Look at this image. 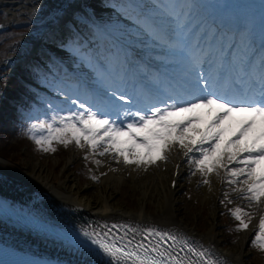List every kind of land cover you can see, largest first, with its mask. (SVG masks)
I'll return each instance as SVG.
<instances>
[{
	"label": "snow or ice",
	"instance_id": "1",
	"mask_svg": "<svg viewBox=\"0 0 264 264\" xmlns=\"http://www.w3.org/2000/svg\"><path fill=\"white\" fill-rule=\"evenodd\" d=\"M157 7L172 17V35L176 36V30L184 28L177 9L184 6ZM83 15L95 24L91 15ZM73 23L79 27L77 21ZM156 38L166 40L167 33ZM245 45L252 50L250 37ZM67 46L79 51L75 37ZM258 60V64L255 58L246 61L253 71L245 73L248 79L239 87L226 77L223 64L204 54L189 53L176 84L145 94L126 92L122 85L109 82L91 100L68 95L66 108L49 103L50 113L32 123L28 132L45 152L56 151L54 141L65 146L75 143L81 149L89 148L92 155H111L117 162L144 169L157 161L167 162L178 148L194 166L193 175L198 172L203 177V184L211 187L210 177H221L223 172L229 185H237L232 191L258 207L264 205V48ZM228 195L224 193L225 199ZM230 211L239 221L237 231L247 230L251 214L242 207ZM62 238L81 255V264H219L209 248L178 229L104 222ZM251 243L264 250V216Z\"/></svg>",
	"mask_w": 264,
	"mask_h": 264
},
{
	"label": "bare ground",
	"instance_id": "2",
	"mask_svg": "<svg viewBox=\"0 0 264 264\" xmlns=\"http://www.w3.org/2000/svg\"><path fill=\"white\" fill-rule=\"evenodd\" d=\"M27 1H33L36 6L41 4L42 1L47 2L46 0H0V5L5 6L8 9V14L11 15V11H16L17 7L27 11L29 8V5H26ZM61 1L65 2L66 7L63 4L56 5L55 10L60 11L59 20L62 21H58V25L55 24L49 27L48 38L53 36L67 43L69 39L75 37L79 43L83 41L89 44L90 48H94L95 44L92 39L95 38L100 47L106 46L107 49L109 47H107L106 42L109 44L118 42L119 49L130 44V42H139L142 47L140 49L136 48L138 53L136 51H126V53H136L137 56L134 57L136 60L139 59V55L153 64L161 66V63H159L160 58L167 55L165 51L167 43H164L167 39H157L156 37L161 36V33L163 35L167 33L168 41L174 37L171 27L172 17L168 16L165 8L157 7V5H163V3L160 4L155 0H115L119 6L116 7L115 4L108 6L104 11L103 18L95 16L90 9H81L79 18L82 19L84 25L78 28L74 27V23L69 21V18L72 17V12L69 9L73 10L78 6L80 8L81 0ZM191 3L200 7L201 10H205L206 14L210 11L214 12L220 6L223 13L230 14L236 31L232 35H228L224 30L218 36V29L212 30L213 26L209 21V15H206L201 23L203 26L202 33L197 35L195 26L187 28L186 38L180 45L183 48L182 51L177 53L176 57L171 58L170 66L173 72L166 69L167 73L172 74L173 77L181 81L180 76L183 75L189 53L201 55L199 52L200 45L206 43L203 37L212 30L213 34L209 39L210 49L203 53L205 58L217 63L220 56L227 57V54L232 52L230 59H225L224 62L221 61V64H223L222 71L230 77L238 72L242 63L245 67L243 77V81H245L248 78L245 73L251 74L247 70L249 65L246 61L249 58H255V62L258 64L256 54L252 56V53L264 48V0H194ZM214 3L217 5L214 6ZM145 5L147 7H144ZM181 5L185 6L187 4L183 2ZM47 8H42L40 11L42 12ZM183 9L184 7H180L179 12ZM83 12L91 15L95 24L87 20ZM38 14L37 12L36 15ZM140 16H144L150 27L143 23V19L137 20V17L140 18ZM226 16L227 14H225ZM243 24H248V37L252 40L251 51L247 47H241L238 50L236 45L238 39L236 33L239 26ZM151 30L157 32L156 36L150 34ZM32 38L35 40L38 36L32 35ZM61 47L62 49L55 53L54 58L56 61L62 67L66 66L69 71L86 79L89 84H92L95 91L101 92L104 87L102 85L105 82L99 78L92 79L91 69L82 64L80 57H77L75 52L64 48V44ZM230 49L232 51L228 52ZM218 50L219 52H217ZM237 50L238 57L233 54ZM107 52L109 51L107 50ZM100 62L102 66L109 70V74H112L114 82L120 84L133 72L127 67L123 68V74L126 75L123 78L117 74L116 66L109 67L105 61L100 60ZM58 75L61 76L60 73ZM139 76L141 75H137L138 78ZM131 80L137 81L135 77H132ZM125 87L127 88V86ZM142 88L144 91L148 89L153 92L158 89V86L148 82L146 87L143 86ZM135 93H139V91ZM140 151L145 150L140 149ZM75 157V153L69 156L68 165L65 164L63 167L66 173L65 181L60 182L58 186L49 179L50 168L41 160L30 161L29 168L19 173L12 172L0 165V184H2L0 185V196L7 197L11 201L26 205L29 209L36 211L40 210L39 204L34 199L28 201V198L30 196H40L50 200L51 203L69 206L81 214L95 218L99 223L102 221V223L107 222L109 225L128 223L140 225L141 227L155 226L163 229H178L209 248L214 253V259H217L220 264L248 263L246 261V255L249 254L247 242L252 232L258 228L260 217L264 216L263 206L256 207L249 204L250 209L254 211L249 228L239 233L235 243L229 246L224 245L222 233L216 230L218 213L221 210L220 200L225 191L228 190V183L224 179L223 172L221 177L214 175L210 177L211 187L203 184V177L198 172L193 175L194 166L183 155L182 150L176 148L169 155L167 162L157 161L156 164L149 165L146 169L135 165H126L122 161L117 162L111 155L100 156L101 164H96V174L94 175L98 179L91 178L85 185H82L76 181L74 173L69 170L70 163ZM3 178L11 182L12 185L8 186L6 182L2 183ZM126 181L131 182L134 186L135 191L131 195L135 194L138 198L136 206H130L120 193L121 185ZM62 187L65 188V192ZM184 190H197L196 194L200 195L202 200L211 204L207 230L200 231L197 223L194 225L187 217L188 210L179 206L178 203L182 199L180 193ZM230 194L241 196L237 192H230ZM151 203L156 205L155 210L151 209L149 205ZM194 218L199 220V214H196ZM84 226H87V228L96 227V224H84ZM0 237L20 240L25 245L32 246L38 251L50 254L62 261L81 264L82 257L73 246L41 239L13 229L2 222H0Z\"/></svg>",
	"mask_w": 264,
	"mask_h": 264
},
{
	"label": "rangeland",
	"instance_id": "3",
	"mask_svg": "<svg viewBox=\"0 0 264 264\" xmlns=\"http://www.w3.org/2000/svg\"><path fill=\"white\" fill-rule=\"evenodd\" d=\"M46 1L47 2L42 1V3L38 4L37 6L33 3V1H27L26 5H29L27 11L23 10L20 7H17L16 11H11V15L8 14V9H6L5 6L0 5V21L1 23H4L8 26V29L0 31V83L12 78L6 70L8 67L14 68V66L17 65H15V62L17 61V58L20 56V54H22V52H24L28 47V44L31 41L30 36H32V34L40 36L46 30L45 26L50 24L51 21L55 19V16H57L55 6L63 4V6L66 7L65 2L63 3L61 0ZM88 1L89 0H82L81 3L87 2L88 4ZM110 3V5H113L112 1ZM108 6L109 4H107L106 6H104L103 4L102 6L101 3H99L98 5H91L93 9L95 8L100 11L97 12V14L102 15L101 18H103L104 11ZM45 7L48 8L41 12L40 10ZM69 11L72 12V15L77 18L76 21L79 23V27H81L82 24L79 19L81 9L77 7L73 10L69 9ZM37 12L39 13L38 15H36ZM56 22L57 21L51 23V25H55ZM47 32L45 35L48 38ZM86 60H88L89 64L90 59L86 58ZM34 68L36 69L35 66ZM23 70L25 71L26 69ZM30 76L36 77L38 79H48V77L44 76L43 74H38L37 72L36 74L35 72L30 73ZM6 85L8 86L7 82ZM3 86L5 85H2V87ZM0 139L5 140V142L7 143V147L2 150L3 153L7 156L0 159V165L12 172L19 173L27 170L29 168L30 161L41 160L50 168L49 179L52 181V183L58 186L60 182L65 181L66 178V173L63 170L64 165H68L69 156L72 153H75L76 157L70 163L71 165L69 166V170L70 172L74 173L76 181L79 184L85 185L96 174L95 161L99 160L100 156L98 154L92 155L91 150L87 147L81 149L77 147L75 143L65 146L54 141L52 147H54L56 151L45 152L39 145L35 143V141L31 138V135L15 137L14 135H9V133H7L3 136V138ZM85 157H87V159H85ZM231 167L236 166L231 165ZM5 182L8 184V186L12 185L11 182L3 178L2 183ZM227 187L228 190H226L225 192H228L229 195L227 199H225V196H223L220 200V202H224L221 203V210L218 213L216 230L222 233L221 235L224 245L229 246L237 241L239 233L243 231H237L239 221L235 220V218L231 215L230 209H233L235 207H242L245 211L251 214L252 219L254 216V211L250 209L249 201L243 199L242 196H235L233 194H230V192H233L232 189L234 187H237V185L227 184ZM62 190L65 192L64 187H62ZM197 190L182 191L180 193L182 199L178 204L179 206L184 207V209L188 210L187 217L190 219V221L194 225H196L197 223L198 229L200 231H205L207 230V224L210 218L211 204L205 200H202L201 196L196 194ZM23 191L25 192L26 190ZM134 191V186L129 181H126L121 185L120 193L125 197L126 202L130 206H136V203L138 201V198L135 194L131 195V193H134ZM33 199L36 200L39 204V211H45L43 209V207H45L43 206V204L45 203V198L40 199V196H30L28 198V201H32ZM228 200H231L232 203H228ZM149 205L151 206L152 210L156 209V205L154 203H151ZM262 206V212L264 213V205ZM195 213L199 214V220H195ZM100 224H102V221L101 223L96 224V226ZM256 230L252 232L247 242V246L249 249V254L246 255V261L248 262L247 264H264V250L254 247L251 243V241L254 239Z\"/></svg>",
	"mask_w": 264,
	"mask_h": 264
},
{
	"label": "trees",
	"instance_id": "4",
	"mask_svg": "<svg viewBox=\"0 0 264 264\" xmlns=\"http://www.w3.org/2000/svg\"><path fill=\"white\" fill-rule=\"evenodd\" d=\"M7 81L11 83V89L9 90V93L6 95V97L0 93V138H3V136L7 133H9V135L19 137L28 131L30 125L32 124V122L24 121L21 118V112L16 110L15 105L11 104L8 100H6V98H8L12 93L16 94L19 98L22 108L31 106L33 103H40V95L35 90L23 84L19 78L12 77ZM4 82L5 81L0 83V90L2 89ZM0 143V154L7 156L2 151L7 147V143L2 139H0Z\"/></svg>",
	"mask_w": 264,
	"mask_h": 264
}]
</instances>
